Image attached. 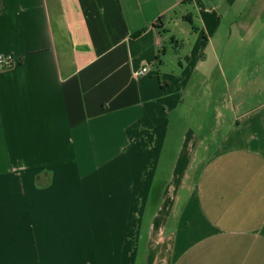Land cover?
<instances>
[{
	"label": "crops",
	"instance_id": "obj_1",
	"mask_svg": "<svg viewBox=\"0 0 264 264\" xmlns=\"http://www.w3.org/2000/svg\"><path fill=\"white\" fill-rule=\"evenodd\" d=\"M244 1L0 0V264H264Z\"/></svg>",
	"mask_w": 264,
	"mask_h": 264
},
{
	"label": "rangeland",
	"instance_id": "obj_2",
	"mask_svg": "<svg viewBox=\"0 0 264 264\" xmlns=\"http://www.w3.org/2000/svg\"><path fill=\"white\" fill-rule=\"evenodd\" d=\"M239 10H241L242 18H244V13L247 19L257 15L264 18V0H262L261 4H259L258 0L244 1ZM231 15L237 16V12L234 14L232 12ZM228 27L231 29V31H228L229 35L232 33L235 35L234 38H232L230 41L231 50H229L226 55H224V53L222 52V48H216L217 55L219 57V60H223L226 64L228 63L229 65H234V69L232 71L226 72L227 78L229 79L231 85L232 82H234L235 78H237L238 76V80H241L243 83H245L247 87L246 89L243 88V90H245L244 99H246L248 102L251 101L252 104L258 103V100L260 99L259 97L261 96V94L259 93V88L261 85L260 82L258 83V79L261 80V78L263 77L259 73H256L259 59L257 56H255L254 49H257L260 45L258 43L252 45L249 49L246 50V56L237 55L239 51L244 50V45H246L247 43L239 45L240 42L237 36L238 29L236 24ZM207 43L208 42L205 40V44ZM215 43L216 42H214L213 46H215ZM261 52L264 53V48ZM233 88L234 87L231 86L232 91L235 90ZM263 100L264 98L261 99V101Z\"/></svg>",
	"mask_w": 264,
	"mask_h": 264
},
{
	"label": "built area",
	"instance_id": "obj_3",
	"mask_svg": "<svg viewBox=\"0 0 264 264\" xmlns=\"http://www.w3.org/2000/svg\"><path fill=\"white\" fill-rule=\"evenodd\" d=\"M16 59L13 55H0V70H8L15 66ZM147 72V69H142L137 72L136 75H144Z\"/></svg>",
	"mask_w": 264,
	"mask_h": 264
}]
</instances>
